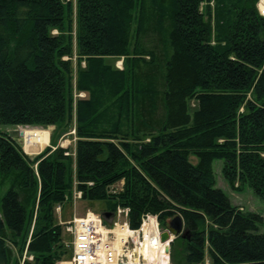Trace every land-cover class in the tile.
Listing matches in <instances>:
<instances>
[{
	"label": "trees",
	"instance_id": "16d2710c",
	"mask_svg": "<svg viewBox=\"0 0 264 264\" xmlns=\"http://www.w3.org/2000/svg\"><path fill=\"white\" fill-rule=\"evenodd\" d=\"M259 2L0 0V124L56 129L34 157L0 133V264L66 261L57 210L75 191L107 225L124 208L133 229L148 214L176 229L172 264H264L263 217L213 169L264 201ZM74 126V148L58 146ZM48 136L25 130V150Z\"/></svg>",
	"mask_w": 264,
	"mask_h": 264
},
{
	"label": "built area",
	"instance_id": "2783aa9c",
	"mask_svg": "<svg viewBox=\"0 0 264 264\" xmlns=\"http://www.w3.org/2000/svg\"><path fill=\"white\" fill-rule=\"evenodd\" d=\"M259 12L264 16L261 4ZM81 195L80 192L78 196ZM117 215L120 220L113 225H107L102 214L93 212L63 224L73 236L70 264H149L146 250H154L157 241L161 242L158 217L148 214L140 228L133 229L128 222L129 209L118 208Z\"/></svg>",
	"mask_w": 264,
	"mask_h": 264
},
{
	"label": "rangeland",
	"instance_id": "374dc122",
	"mask_svg": "<svg viewBox=\"0 0 264 264\" xmlns=\"http://www.w3.org/2000/svg\"><path fill=\"white\" fill-rule=\"evenodd\" d=\"M261 2V0H260ZM264 3L262 2V5ZM108 62L115 66L116 68L123 69L124 68V59L123 58H110L108 59ZM83 66L85 67V63H83ZM77 67V66H76ZM86 94L84 93H76L75 98H85ZM26 131H32V132H41L46 133L47 136L49 134V142L42 150L36 149L35 153H28L25 150V140L24 137H21L20 133ZM56 132L55 127H31V126H13V125H5L0 124V133H7L10 134L22 147L24 152L28 154L31 157L37 156L40 153H42L47 147L51 146L52 142V134ZM59 133V132H58ZM62 136H59L58 139V146L63 148L73 147L75 146L77 142V136H76V129L74 126V129H72L67 134H61ZM53 149H56V147H53ZM68 154V153H67ZM190 161L193 164L198 163V158L194 155L190 156ZM223 166L224 161L223 160H215L213 163V169L216 176V187L222 189L230 198L232 203L236 206H239L242 211H249V212H255L260 214L263 217V221L260 224V232L264 233V201H262L259 197H257L250 186L246 185L244 190L238 191L234 190L231 185L226 181L224 174H223ZM122 186L121 183L114 186L115 189H119ZM7 191V188L2 189L1 196H3ZM80 192L75 191L73 195V199L69 202H67L63 207L60 208V213L57 210L58 220L61 224H67L69 221L73 222L75 217H83L88 212H93L97 214H104L103 211L106 209V205L104 202L101 201H89V200H83L82 195L79 197ZM109 224L113 225V223L117 220H120L118 218V215L114 216L113 218H110ZM121 220H125L123 217ZM170 222V221H169ZM169 228L168 230H170ZM64 243L67 249H69V256L67 258V262H70L73 258V249H72V241L73 236H71L65 229L63 233ZM176 238V237H175ZM175 240V239H174ZM170 264H172L171 260V245H170ZM61 264H68V263H61ZM207 264H211V261L208 259Z\"/></svg>",
	"mask_w": 264,
	"mask_h": 264
},
{
	"label": "bare ground",
	"instance_id": "6f19581e",
	"mask_svg": "<svg viewBox=\"0 0 264 264\" xmlns=\"http://www.w3.org/2000/svg\"><path fill=\"white\" fill-rule=\"evenodd\" d=\"M166 246L167 243H162L158 240L154 250H150V248L146 250V255L149 256V264H170L169 255L166 253Z\"/></svg>",
	"mask_w": 264,
	"mask_h": 264
},
{
	"label": "water",
	"instance_id": "95a60500",
	"mask_svg": "<svg viewBox=\"0 0 264 264\" xmlns=\"http://www.w3.org/2000/svg\"><path fill=\"white\" fill-rule=\"evenodd\" d=\"M21 137L24 136V132H21L20 133ZM110 216L109 213H105L104 214V217L105 218H108ZM175 237H177V230L174 229V228H171L170 230H164L162 233H161V241L163 243H167V246H166V253L168 255H170V245L171 243L174 241Z\"/></svg>",
	"mask_w": 264,
	"mask_h": 264
},
{
	"label": "crops",
	"instance_id": "0c3cea01",
	"mask_svg": "<svg viewBox=\"0 0 264 264\" xmlns=\"http://www.w3.org/2000/svg\"><path fill=\"white\" fill-rule=\"evenodd\" d=\"M61 263H68V264H70V262H67V261H63V262H60L58 264H61Z\"/></svg>",
	"mask_w": 264,
	"mask_h": 264
}]
</instances>
